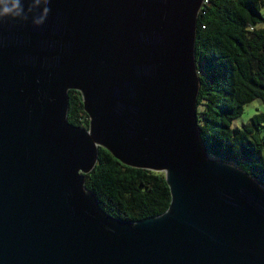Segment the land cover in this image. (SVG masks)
Instances as JSON below:
<instances>
[{
    "label": "water",
    "instance_id": "1",
    "mask_svg": "<svg viewBox=\"0 0 264 264\" xmlns=\"http://www.w3.org/2000/svg\"><path fill=\"white\" fill-rule=\"evenodd\" d=\"M202 2L20 0L0 17V264H264V185L198 129ZM70 89L88 128L67 120ZM99 146L164 172L168 209H102L84 176Z\"/></svg>",
    "mask_w": 264,
    "mask_h": 264
},
{
    "label": "trees",
    "instance_id": "2",
    "mask_svg": "<svg viewBox=\"0 0 264 264\" xmlns=\"http://www.w3.org/2000/svg\"><path fill=\"white\" fill-rule=\"evenodd\" d=\"M264 0H206L196 17L197 123L212 159L234 164L264 185V111L232 122L259 98L264 106ZM67 120L89 127L81 93L68 90ZM85 186L110 215L137 221L165 212L164 172L124 164L99 146Z\"/></svg>",
    "mask_w": 264,
    "mask_h": 264
},
{
    "label": "rangeland",
    "instance_id": "3",
    "mask_svg": "<svg viewBox=\"0 0 264 264\" xmlns=\"http://www.w3.org/2000/svg\"><path fill=\"white\" fill-rule=\"evenodd\" d=\"M261 12L264 14V7L261 9ZM264 111V106L259 98L252 100L244 106L243 113L233 120L232 126H242V124L246 123L250 116L256 112Z\"/></svg>",
    "mask_w": 264,
    "mask_h": 264
},
{
    "label": "clouds",
    "instance_id": "4",
    "mask_svg": "<svg viewBox=\"0 0 264 264\" xmlns=\"http://www.w3.org/2000/svg\"><path fill=\"white\" fill-rule=\"evenodd\" d=\"M23 11V8L20 4V0H12L11 6H5L2 11H0V17L7 15H16L19 16Z\"/></svg>",
    "mask_w": 264,
    "mask_h": 264
},
{
    "label": "built area",
    "instance_id": "5",
    "mask_svg": "<svg viewBox=\"0 0 264 264\" xmlns=\"http://www.w3.org/2000/svg\"><path fill=\"white\" fill-rule=\"evenodd\" d=\"M205 1H206V0H203V2H205ZM203 2H202V3H203Z\"/></svg>",
    "mask_w": 264,
    "mask_h": 264
}]
</instances>
